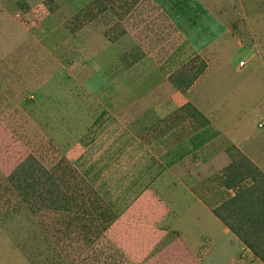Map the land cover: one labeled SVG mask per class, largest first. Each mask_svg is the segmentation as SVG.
I'll list each match as a JSON object with an SVG mask.
<instances>
[{"label": "rangeland", "instance_id": "obj_1", "mask_svg": "<svg viewBox=\"0 0 264 264\" xmlns=\"http://www.w3.org/2000/svg\"><path fill=\"white\" fill-rule=\"evenodd\" d=\"M242 81L264 0H0V264L204 254L202 105Z\"/></svg>", "mask_w": 264, "mask_h": 264}, {"label": "crops", "instance_id": "obj_2", "mask_svg": "<svg viewBox=\"0 0 264 264\" xmlns=\"http://www.w3.org/2000/svg\"><path fill=\"white\" fill-rule=\"evenodd\" d=\"M253 66L250 63V68ZM242 82L249 83L251 92L246 106L226 93L215 100V108L208 104L206 96L204 106L200 103L204 107V124L200 128L204 144H199L204 151V177L199 178L201 183L196 182L199 198L189 208L194 215L202 211L195 209L194 203L200 207L203 202L204 206L214 203L213 212H207L210 220L204 217V235L209 239L204 254L195 250L169 254L171 264H243L245 257H249L250 264H264V241L260 239L264 236V88L258 95L252 93L256 87L264 86V81ZM187 192L195 197L190 189ZM160 255L155 259L165 261L167 255Z\"/></svg>", "mask_w": 264, "mask_h": 264}, {"label": "built area", "instance_id": "obj_3", "mask_svg": "<svg viewBox=\"0 0 264 264\" xmlns=\"http://www.w3.org/2000/svg\"><path fill=\"white\" fill-rule=\"evenodd\" d=\"M237 64H238V66H242V64H243V61H241V60H240V61H238V63H237Z\"/></svg>", "mask_w": 264, "mask_h": 264}]
</instances>
